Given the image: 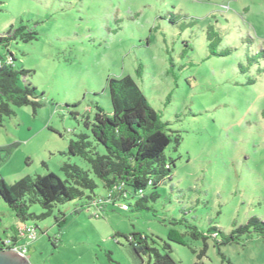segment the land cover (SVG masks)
Listing matches in <instances>:
<instances>
[{"label":"rangeland","instance_id":"1","mask_svg":"<svg viewBox=\"0 0 264 264\" xmlns=\"http://www.w3.org/2000/svg\"><path fill=\"white\" fill-rule=\"evenodd\" d=\"M21 26L38 39L0 47V63L12 53L15 70L31 72L19 85L35 87L41 107H14L0 127V179L63 180L65 163L89 171L65 153L80 134L92 140L84 123L97 108L111 114L107 80L126 76L168 124L165 155L174 161L149 210L134 211L135 197L130 211L109 205L96 218L84 199L27 221L37 234L28 264H138L126 239L135 233L178 264H264L258 236L216 246L190 229L228 235L250 218L264 221V0H0V35ZM96 183L94 195L104 196ZM0 216L4 242L19 221L1 199Z\"/></svg>","mask_w":264,"mask_h":264},{"label":"trees","instance_id":"2","mask_svg":"<svg viewBox=\"0 0 264 264\" xmlns=\"http://www.w3.org/2000/svg\"><path fill=\"white\" fill-rule=\"evenodd\" d=\"M37 39L38 34L29 31L26 26L11 27L6 34L0 35V47L9 49L14 42L31 43ZM213 54L227 56L229 50ZM7 60L0 63V127H3L6 118L16 116L14 107L30 106L34 112L41 107L37 101V89L31 84L23 88L19 85L20 77L31 72L15 70L12 53H9ZM240 68L244 69L241 65ZM137 73L140 75L139 70ZM107 88L112 105L111 114L97 108L93 120L84 123L91 131L92 140L90 136L80 134L69 143L65 153L68 157H78L85 161L90 167L89 171L65 163L61 167L63 180L53 173L37 177L25 176L12 184L0 179V199L19 221L10 227L12 233L6 241L0 240V251L24 245L22 241L26 239L21 228H32L36 231V228L26 222L50 217L57 205L86 199L85 206L93 208L94 217L100 218V211L109 205H120L122 209L127 206V210H124L127 212L131 210L127 202L139 197L133 208L138 212L149 210L148 202L159 199L156 190L166 180H171L174 167V161L168 162L165 155L172 142L168 124L162 120L131 76L109 78ZM176 143L178 146L180 140L177 139ZM96 180L103 183L106 189L104 196L94 195L98 188ZM149 187L154 191L147 197L144 192ZM86 191H90L92 196H86ZM32 205H39L44 213L41 216L30 214L29 207ZM190 229L194 239H203L206 243L212 237L216 246L236 244L253 235L264 239V221L256 217L250 218L245 225L236 227L228 235L216 228L209 230L207 236L194 226H190ZM126 239L140 260L138 264H144L145 256L149 257L148 264H178L171 256V251L162 254L159 250L150 248L147 238L139 233ZM28 248L29 246L27 251ZM197 258L200 259V255Z\"/></svg>","mask_w":264,"mask_h":264},{"label":"built area","instance_id":"3","mask_svg":"<svg viewBox=\"0 0 264 264\" xmlns=\"http://www.w3.org/2000/svg\"><path fill=\"white\" fill-rule=\"evenodd\" d=\"M123 210H127V206H123ZM22 235L27 241V245H21L18 247H15L11 249L13 252L17 253L21 257H26L27 255V247L30 245L29 241L35 240L36 239V231L32 228H21Z\"/></svg>","mask_w":264,"mask_h":264},{"label":"water","instance_id":"4","mask_svg":"<svg viewBox=\"0 0 264 264\" xmlns=\"http://www.w3.org/2000/svg\"><path fill=\"white\" fill-rule=\"evenodd\" d=\"M0 264H28V262L12 250H1Z\"/></svg>","mask_w":264,"mask_h":264}]
</instances>
